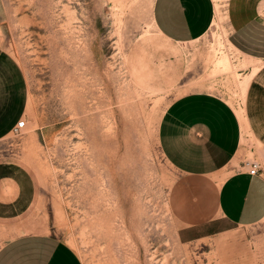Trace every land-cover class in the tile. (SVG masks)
I'll return each instance as SVG.
<instances>
[{"label":"rangeland","instance_id":"rangeland-1","mask_svg":"<svg viewBox=\"0 0 264 264\" xmlns=\"http://www.w3.org/2000/svg\"><path fill=\"white\" fill-rule=\"evenodd\" d=\"M214 2L208 34L176 43L154 0H0V248L53 235L84 264H264V221L184 231L207 184L160 142L170 105L205 92L241 121L237 168L264 161V0Z\"/></svg>","mask_w":264,"mask_h":264},{"label":"crops","instance_id":"crops-1","mask_svg":"<svg viewBox=\"0 0 264 264\" xmlns=\"http://www.w3.org/2000/svg\"><path fill=\"white\" fill-rule=\"evenodd\" d=\"M152 16L166 39L191 43L216 24V5L214 0H154ZM242 138L236 111L217 95L191 93L167 109L160 124L164 155L183 175L207 184L187 194L195 202L193 214L204 219H194L184 231L203 238L264 221V175H250L244 160L240 169L234 163L242 156ZM0 264L84 263L74 248L53 235H24L0 248Z\"/></svg>","mask_w":264,"mask_h":264},{"label":"built area","instance_id":"built-area-1","mask_svg":"<svg viewBox=\"0 0 264 264\" xmlns=\"http://www.w3.org/2000/svg\"><path fill=\"white\" fill-rule=\"evenodd\" d=\"M27 124L26 122L22 121L16 125V127L13 130L14 135L20 136L23 134V131L26 129ZM249 173L252 176H259L264 173V162L263 163H249Z\"/></svg>","mask_w":264,"mask_h":264},{"label":"bare ground","instance_id":"bare-ground-1","mask_svg":"<svg viewBox=\"0 0 264 264\" xmlns=\"http://www.w3.org/2000/svg\"><path fill=\"white\" fill-rule=\"evenodd\" d=\"M53 3V2H52ZM73 45V44H72ZM66 49V48H65ZM94 135V134H93ZM97 137V136H96ZM264 162V161H263Z\"/></svg>","mask_w":264,"mask_h":264}]
</instances>
